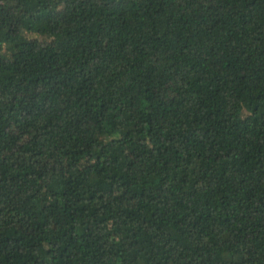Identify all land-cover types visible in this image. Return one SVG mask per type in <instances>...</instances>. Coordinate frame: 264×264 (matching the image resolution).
<instances>
[{
    "label": "trees",
    "instance_id": "trees-1",
    "mask_svg": "<svg viewBox=\"0 0 264 264\" xmlns=\"http://www.w3.org/2000/svg\"><path fill=\"white\" fill-rule=\"evenodd\" d=\"M0 264H264V0H0Z\"/></svg>",
    "mask_w": 264,
    "mask_h": 264
}]
</instances>
